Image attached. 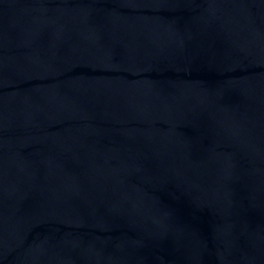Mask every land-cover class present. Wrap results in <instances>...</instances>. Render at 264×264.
Returning a JSON list of instances; mask_svg holds the SVG:
<instances>
[{"label":"water","instance_id":"obj_1","mask_svg":"<svg viewBox=\"0 0 264 264\" xmlns=\"http://www.w3.org/2000/svg\"><path fill=\"white\" fill-rule=\"evenodd\" d=\"M0 264H264V0H0Z\"/></svg>","mask_w":264,"mask_h":264}]
</instances>
